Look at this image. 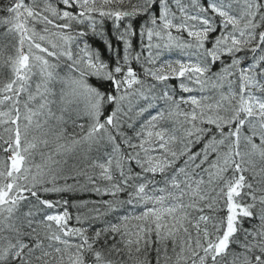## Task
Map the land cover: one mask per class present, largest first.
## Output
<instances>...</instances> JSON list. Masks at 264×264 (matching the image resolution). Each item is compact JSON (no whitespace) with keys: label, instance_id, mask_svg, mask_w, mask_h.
<instances>
[{"label":"snow or ice","instance_id":"6c2138e0","mask_svg":"<svg viewBox=\"0 0 264 264\" xmlns=\"http://www.w3.org/2000/svg\"><path fill=\"white\" fill-rule=\"evenodd\" d=\"M5 11L0 264H264V0H10ZM174 50L184 58L161 61ZM170 80L202 95L177 98ZM77 191L110 197L75 217L101 223L91 235L66 207L49 211L67 200L42 195Z\"/></svg>","mask_w":264,"mask_h":264},{"label":"trees","instance_id":"16d2710c","mask_svg":"<svg viewBox=\"0 0 264 264\" xmlns=\"http://www.w3.org/2000/svg\"><path fill=\"white\" fill-rule=\"evenodd\" d=\"M26 3L29 2V0H25ZM203 2V0H202ZM10 3V0H0V17H3L5 16L7 13L5 11V7L7 4ZM142 23V22H141ZM37 28L39 29L40 26L37 25ZM4 31V28L3 27H0V32H3ZM104 31L105 33L107 34L108 38L109 39H113V34H112V23L111 21H106L105 22V25H104ZM175 34V33H174ZM184 38L187 39V34L184 33ZM85 39L87 40V42L91 45V47L93 49H97L99 50L100 52V55H101V59H103L105 62L109 63V65L111 66V63L113 62V53L110 52L104 42L97 36L95 35H92V34H89L87 37H85ZM114 47H122L121 44L119 43H114ZM134 47L139 49V44H138V41H134ZM168 55H167V58L165 60H168V59H183V55L182 53H180L179 51H172V52H166ZM9 54H11V50H9ZM164 60V59H163ZM161 60V61H163ZM136 65L138 67H136ZM134 66L135 70L137 71V73L143 78V68L139 65V64H136ZM60 69H58L57 71L60 73V72H63L64 71V67L63 65H61L59 67ZM217 69L214 68L213 71H216ZM11 79V72L8 68L7 65L3 64V61L2 59H0V86L3 85V83L7 82L8 80ZM37 82L36 80V76L33 77V83ZM88 82L90 84H92L93 86L95 87H98L100 88L101 91H110L111 89L107 87V82L106 81H102V80H98L94 77H89L88 78ZM150 83H155L154 81H149ZM168 86L170 88H173L175 90V95L177 98H179L180 96H184V97H187V96H190V95H193V96H200L202 95V93L198 92V91H194L192 93H183L179 90V87H178V84H179V81L177 80H170L167 82ZM162 87V86H158V90L159 88ZM204 94H207V95H212L213 93L209 92V93H204ZM25 99L24 96H21V100L23 101ZM182 108H185L187 109L188 106L186 105H181ZM169 127H171V125L169 124L168 125ZM69 131H71V128L69 127ZM225 131H227V129H225ZM242 133H247V127L245 129L242 130ZM259 141L257 140V143ZM202 147V143L201 144H198L196 145L194 148H193V151H197L199 150V148ZM5 154L3 153H0V159H2L4 157ZM182 162V160H181ZM261 166H264L262 165L259 161H257V167H261ZM230 175V173H229ZM245 175H249L248 173H245ZM159 179V178H157ZM249 179L251 180V176H249ZM69 183H72V181H69ZM254 185H255V181H253ZM256 186H264V185H256ZM261 193H257V195H260ZM45 195V198L46 199H50V200H53V201H64V200H67L68 201V204L66 206L64 205H61V207H58L57 209H54V210H61V211H64L65 207L67 208L68 212L70 213L71 215V219L69 220V223H70V226L71 227H78V226H85V227H88L89 225H91V227H89V231H88V234L91 235L92 232L95 230V228H98V227H101V223L100 222H96V221H91V220H83V225H80V224H77L76 222V219L75 217L79 214L82 216V219L84 217V215L87 213L88 211V208H91L93 207L94 205L92 204L93 201H98V200H107V199H110V197H99V196H96L94 193H90V192H63V193H48V194H43ZM126 197V194L124 196H122L121 198H125ZM88 202V205H87V208L83 207V206H80L81 205V202ZM246 202H251L250 200H247L246 199ZM127 207V206H126ZM259 207V205H258ZM54 210H49L50 212L51 211H54ZM255 211V210H254ZM216 215L218 216H223L224 215V212L223 211H220V212H217ZM106 220H112L113 219V216L110 215L108 217L105 218ZM252 223H255V221H253ZM243 225L246 226L247 228H250L252 226V224L248 221V220H244L243 222Z\"/></svg>","mask_w":264,"mask_h":264},{"label":"bare ground","instance_id":"6f19581e","mask_svg":"<svg viewBox=\"0 0 264 264\" xmlns=\"http://www.w3.org/2000/svg\"><path fill=\"white\" fill-rule=\"evenodd\" d=\"M6 15H7V14H6ZM111 23H112V22H111ZM112 34H113V39H111V40L113 41V43H119V42L116 41V39H115V33H114L113 25H112ZM134 41H136V40H134ZM119 44H120V43H119ZM114 45H115V44H114ZM120 51H121V55H122V54H123V47H120ZM112 63H113V62H112ZM112 63H111V64H112ZM135 65H136V63L134 62L132 66L134 67ZM136 67H138V66L136 65ZM136 67H135V68H136ZM58 69H60V68H58ZM58 69H57V70H58ZM60 74L63 75V74H64V71H63V72H60ZM36 80H37V82L39 81V76H38V75L36 76ZM59 87H60V85L57 84V85H56V88L58 89ZM37 102H38V101H37ZM69 127L71 128V125H69ZM36 160L39 161V156L36 157ZM42 195H43V194H42ZM43 196H44V198H45V195H43ZM235 249H236L237 252L240 251V248H239V247H236Z\"/></svg>","mask_w":264,"mask_h":264}]
</instances>
